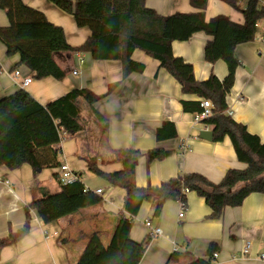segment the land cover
<instances>
[{
    "label": "crops",
    "instance_id": "0c3cea01",
    "mask_svg": "<svg viewBox=\"0 0 264 264\" xmlns=\"http://www.w3.org/2000/svg\"><path fill=\"white\" fill-rule=\"evenodd\" d=\"M248 1L237 2L238 8H234L222 0H208L206 20L224 15L232 22L242 24L241 10L246 8ZM23 2L43 12L53 24L61 26L70 46L80 47L91 36L88 28H78L72 15L49 0ZM260 2L264 4V0ZM145 5L161 16L199 11L192 6L191 0H145ZM8 26V17L0 10V28ZM257 27L256 40L239 45L235 50L241 66L227 96V104L229 115L264 143V20ZM210 40L211 36L197 33L188 41L172 44L173 54L193 66L198 81L207 80L212 74L224 80L228 73L224 61L214 64L205 61L204 49ZM53 59L63 71L64 78L36 80L26 66H18L20 56L8 57L6 47L0 42V100L26 90L46 106L76 89L104 95L117 84L108 97L94 105V109L108 121L107 134L95 123L92 110L86 105L88 109L86 114L83 113L86 129L68 135L73 138V154L65 155L63 144L67 138L59 145L60 154L64 156V160L60 159L61 164L69 165L68 159L72 156L77 159L78 164L71 167L72 171L78 174L86 188L94 192L103 190L106 201L100 207L81 210L50 224L44 223L37 211H31L30 233L16 245L1 251L0 264H76L92 235L98 234L103 241H110L115 217L124 206L126 191L98 178L86 162L87 158L96 155L108 160L109 147L140 152L134 176L139 188L157 187L179 175L191 173H199L218 184L229 170L247 168L238 161L229 138L221 143L200 138L204 126L195 124V115L183 110L182 101L202 102V99L183 94L179 82L145 52L136 50L132 56L134 61L145 66L144 73H133L125 80L123 64L119 60H94L85 52H58L53 54ZM16 70L21 74L18 79L14 77ZM74 71L78 74L74 75ZM26 78H31L32 83L23 88L21 83ZM165 122L175 125L177 138L158 141L157 130ZM184 142L188 148L181 150ZM157 148L166 151V158L150 163L148 152ZM98 163L99 168L107 173L123 168L121 162L102 163L99 159ZM56 176H59V168L45 170L34 178L29 165L13 171L0 167V239L23 228L25 206L60 191ZM184 207V217L180 218L183 204L168 201L155 218L153 205L142 204L130 233L133 241L149 240L140 264H191L197 259H207L212 244L218 246L216 259L211 257L214 264H264V194H251L242 206L226 208L218 220L210 219V207L196 193L188 194ZM146 221H150L152 228H160L162 236L151 237ZM248 244L250 249L244 254ZM175 253L180 255L178 261L169 262Z\"/></svg>",
    "mask_w": 264,
    "mask_h": 264
},
{
    "label": "trees",
    "instance_id": "16d2710c",
    "mask_svg": "<svg viewBox=\"0 0 264 264\" xmlns=\"http://www.w3.org/2000/svg\"><path fill=\"white\" fill-rule=\"evenodd\" d=\"M63 12L72 15L78 28H88L91 36L80 47H72L66 39L64 29L48 20L46 15L23 2V0H0L9 20V26L0 28V42L6 47L8 57L20 56L18 66H26L36 80L52 77L64 78V73L55 63L53 54L58 52L90 53L94 60H119L123 64V80L131 74H143L145 66L132 59L136 50H141L159 61L181 85L182 93L209 100L212 116L202 121L212 127L213 141L221 143L229 138L239 162L247 165L245 170L231 169L223 180L215 184L199 173L183 174L163 182L157 187L139 188L134 176L140 152L136 150H114L108 148L110 158L101 155L87 158L89 170L110 186L126 191L124 206L115 217L112 236L104 242L98 235L90 238L76 264H140L149 240L133 241L130 237L141 206L153 205V216L159 217L168 201L187 204L189 193L204 198L212 214L218 220L226 208L242 206L251 194H264V143L251 134L246 126L236 122L228 114L227 96L234 87L236 72L241 66L236 57L237 46L254 42L258 35V23L264 20V4L260 0H249L241 10L244 22L238 24L219 15L206 20L208 0H191L197 13L161 16L145 5V0H49ZM238 8L236 0H222ZM197 33L212 37L204 49L206 62L214 64L224 61L227 76L220 80L212 74L207 80L198 81L193 66L173 54V42H185ZM1 71V67H0ZM112 85L104 95H96L87 89H76L43 106L26 90H19L0 100V167L13 171L24 165L32 168L34 178L45 170L61 166L59 145L60 131L68 135L86 129L83 103L92 110L95 123L107 134L108 121L94 105L108 97ZM183 110L193 115L201 114V102L182 101ZM158 141L177 138L175 125L165 122L157 130ZM148 161H163L164 149L148 152ZM102 163L121 162L122 170L107 173L99 168ZM59 179V176H56ZM102 197L87 189L82 180L61 186L60 191L36 199L24 211L26 223L17 232L0 239V253L16 245L31 230V211H37L44 223L50 224L81 210L100 207ZM218 251L212 244L207 259H197L191 264H214L211 257ZM180 255L173 254L169 262L178 261Z\"/></svg>",
    "mask_w": 264,
    "mask_h": 264
},
{
    "label": "built area",
    "instance_id": "2783aa9c",
    "mask_svg": "<svg viewBox=\"0 0 264 264\" xmlns=\"http://www.w3.org/2000/svg\"><path fill=\"white\" fill-rule=\"evenodd\" d=\"M236 1L238 3H241L243 0H236ZM77 74H78V72L74 71V75H77ZM20 75L21 74H20L19 70L14 71V77L16 79H18L20 77ZM31 83H32V79L31 78H26L21 83V87L25 88ZM201 108L203 109V112L201 114L195 115L194 122L197 125L204 126V130H208V131L210 130L211 131L212 127L209 126V125L203 124L202 121L205 120L206 118H209L210 116H212L213 105H212V103L209 100H203L201 102ZM67 136H68V134H66L62 130L60 131V140H61V142L64 141L67 138ZM187 148H188V146L186 145L185 142L180 147L181 150H186ZM80 180H81V178L78 176V174L73 172L71 167L67 163L61 164V166L59 168V183H60L61 186L71 185V184H73V183H75L77 181H80ZM95 193L98 196L102 197L103 201H106V196H105L103 190H97ZM184 206H185V204H183V210H182V212L179 215L180 218L184 217V209H185ZM145 225L150 229L151 237L158 238V237L162 236V230L160 228H158V227L152 228L150 221H146ZM249 249H250V245L248 244L246 249H244L243 253L247 254ZM216 257H217V254H214L213 258L216 259Z\"/></svg>",
    "mask_w": 264,
    "mask_h": 264
},
{
    "label": "rangeland",
    "instance_id": "374dc122",
    "mask_svg": "<svg viewBox=\"0 0 264 264\" xmlns=\"http://www.w3.org/2000/svg\"><path fill=\"white\" fill-rule=\"evenodd\" d=\"M83 108H84V109H83V113L85 112V114H86V109H88V108H87L86 105H84ZM72 143H73V138L70 137V136H67V139H66V141H64V144H63V145H64V151H65V155H66V156H70V155L73 154ZM60 159H61V160H64V156H63L62 154H60ZM68 163H69L70 167L74 168V166H77V164H78V160L75 159V158L72 156V158H69V159H68ZM85 174H86V173H85ZM84 180H86V177H84ZM52 192H53V191H52ZM55 192H56V191H54L53 193H55ZM104 242L107 243V241H104Z\"/></svg>",
    "mask_w": 264,
    "mask_h": 264
},
{
    "label": "water",
    "instance_id": "95a60500",
    "mask_svg": "<svg viewBox=\"0 0 264 264\" xmlns=\"http://www.w3.org/2000/svg\"><path fill=\"white\" fill-rule=\"evenodd\" d=\"M200 138L207 140V141H213L214 133L213 131H208V130L201 131Z\"/></svg>",
    "mask_w": 264,
    "mask_h": 264
}]
</instances>
